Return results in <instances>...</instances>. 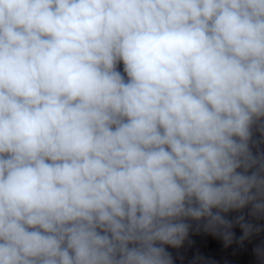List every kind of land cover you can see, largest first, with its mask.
Returning a JSON list of instances; mask_svg holds the SVG:
<instances>
[{"label":"clouds","instance_id":"obj_1","mask_svg":"<svg viewBox=\"0 0 264 264\" xmlns=\"http://www.w3.org/2000/svg\"><path fill=\"white\" fill-rule=\"evenodd\" d=\"M262 142L264 0H0V264L242 246L264 233Z\"/></svg>","mask_w":264,"mask_h":264}]
</instances>
